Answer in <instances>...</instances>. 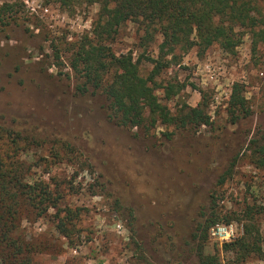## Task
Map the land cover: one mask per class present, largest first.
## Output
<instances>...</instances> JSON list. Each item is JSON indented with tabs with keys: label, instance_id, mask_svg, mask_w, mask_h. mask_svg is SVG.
<instances>
[{
	"label": "rangeland",
	"instance_id": "1",
	"mask_svg": "<svg viewBox=\"0 0 264 264\" xmlns=\"http://www.w3.org/2000/svg\"><path fill=\"white\" fill-rule=\"evenodd\" d=\"M252 1L264 15V0ZM5 4L11 7L2 12ZM99 9L89 0H0V127L35 138L20 154L26 180H45L62 207L80 209L72 241L58 231L55 207L24 216L20 232L31 249L11 264L28 257L31 264H200L193 234L211 213L213 195L217 212L233 216L217 224H234L239 238L251 206L264 238V156L256 153L264 144V39L246 29L234 53L218 43L204 53L180 51V64L158 77L186 84L170 100L157 90L173 112L206 98L210 124L130 128L118 123L102 90L80 88L69 65L68 50L91 34ZM142 33L135 22L123 24L113 50L157 57L161 37L146 48ZM141 66L144 76L153 68ZM236 82L247 114L230 111ZM217 224L205 250L234 264L235 254L213 235Z\"/></svg>",
	"mask_w": 264,
	"mask_h": 264
},
{
	"label": "trees",
	"instance_id": "2",
	"mask_svg": "<svg viewBox=\"0 0 264 264\" xmlns=\"http://www.w3.org/2000/svg\"><path fill=\"white\" fill-rule=\"evenodd\" d=\"M64 1V0H61ZM98 2L100 9L91 34L80 43H75L70 52L69 62L74 74L83 81L80 88L90 87L102 90L111 101V107L120 125L151 129L158 124L205 125L211 123L212 116L204 98L198 106L184 104L177 112L161 101L158 89H164L165 98L170 100L180 93L186 84L178 79L165 84L158 77L173 64H180V51L194 47L202 53L218 43L227 52L234 53L242 43L246 29L254 31L264 39V15L252 0H89ZM11 7L5 4L2 12ZM1 14V12H0ZM127 22H135L143 33L140 43L144 47L154 42L159 35V53L140 54L133 52L118 55L112 47L120 27ZM58 59L61 55L57 54ZM143 61H149L153 68L147 76L142 74ZM243 84L233 86L229 104L232 114L248 113V102L243 93ZM22 133L14 129L0 127V259L2 264H11L30 246L20 232L24 216L36 218L55 207L56 227L65 237L73 240V221L79 217L80 209L62 207L61 194L51 188L43 179L26 180V171L21 152L34 146L35 138H22ZM26 146L22 145L24 140ZM32 141V142H31ZM33 143V144H32ZM252 143H255L252 140ZM255 146H260L256 143ZM256 153L264 156V144ZM236 160L223 174V184L232 176ZM217 197L212 196L211 213L201 222L193 234L200 264H223L218 253L205 250L212 226L233 216H221L217 211ZM64 212V215L62 214ZM254 210L247 206L244 211L246 223L244 234L239 238L224 242L225 251L235 254L234 264L247 261L256 255L264 258L263 234L256 222ZM240 219V218H239ZM30 257L18 260L19 264H31Z\"/></svg>",
	"mask_w": 264,
	"mask_h": 264
},
{
	"label": "built area",
	"instance_id": "3",
	"mask_svg": "<svg viewBox=\"0 0 264 264\" xmlns=\"http://www.w3.org/2000/svg\"><path fill=\"white\" fill-rule=\"evenodd\" d=\"M213 235H218V240L233 241L237 237V228L234 224H217L213 228Z\"/></svg>",
	"mask_w": 264,
	"mask_h": 264
}]
</instances>
